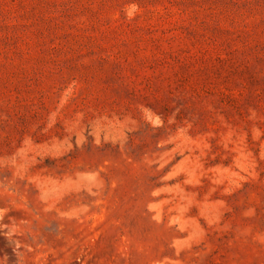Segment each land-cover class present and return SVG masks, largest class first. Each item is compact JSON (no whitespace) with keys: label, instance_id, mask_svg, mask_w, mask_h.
Masks as SVG:
<instances>
[{"label":"rangeland","instance_id":"1","mask_svg":"<svg viewBox=\"0 0 264 264\" xmlns=\"http://www.w3.org/2000/svg\"><path fill=\"white\" fill-rule=\"evenodd\" d=\"M264 264V0H0V264Z\"/></svg>","mask_w":264,"mask_h":264},{"label":"bare ground","instance_id":"2","mask_svg":"<svg viewBox=\"0 0 264 264\" xmlns=\"http://www.w3.org/2000/svg\"><path fill=\"white\" fill-rule=\"evenodd\" d=\"M71 264H73V263H71Z\"/></svg>","mask_w":264,"mask_h":264}]
</instances>
